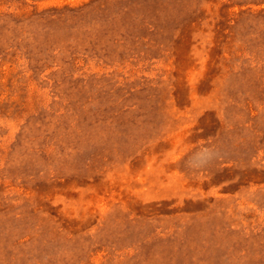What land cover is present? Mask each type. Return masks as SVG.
Segmentation results:
<instances>
[{
  "label": "rangeland",
  "instance_id": "obj_1",
  "mask_svg": "<svg viewBox=\"0 0 264 264\" xmlns=\"http://www.w3.org/2000/svg\"><path fill=\"white\" fill-rule=\"evenodd\" d=\"M0 264H264V0H0Z\"/></svg>",
  "mask_w": 264,
  "mask_h": 264
}]
</instances>
